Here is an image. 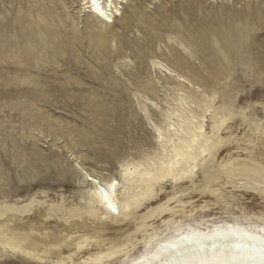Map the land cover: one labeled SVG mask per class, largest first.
Here are the masks:
<instances>
[{
	"label": "rangeland",
	"instance_id": "obj_1",
	"mask_svg": "<svg viewBox=\"0 0 264 264\" xmlns=\"http://www.w3.org/2000/svg\"><path fill=\"white\" fill-rule=\"evenodd\" d=\"M78 4L0 0V201L20 184L45 207L74 206L85 173L121 183L125 167L165 157L181 115H198L210 132L220 106L227 119L218 135L230 140L217 161L264 164V0H123L106 26ZM200 171L164 179L148 207L187 186V212L264 218V195L252 183L219 174L209 183L219 192L210 193ZM220 192L232 199L217 202Z\"/></svg>",
	"mask_w": 264,
	"mask_h": 264
},
{
	"label": "bare ground",
	"instance_id": "obj_2",
	"mask_svg": "<svg viewBox=\"0 0 264 264\" xmlns=\"http://www.w3.org/2000/svg\"><path fill=\"white\" fill-rule=\"evenodd\" d=\"M78 1L79 9L86 12L87 18L104 26L113 24L120 18L118 16L122 15L120 4L123 0ZM101 12L104 15H101ZM221 112V106L210 112L212 119L210 132L205 131L203 123L198 121V115L193 113L181 115L182 123H178L174 129V134L177 135H174L175 139L173 140V137L168 139L170 146L165 157L158 159L157 162L150 161L151 164L142 168H139L140 165L137 163L132 171H129L128 167H123L121 183L116 179L101 182L96 180L95 176L89 175L90 173H85L82 178L85 190L80 196V202L74 206L62 209L60 203L59 206L46 205V208L45 200L39 201L34 196L30 197L31 194H24L30 190V185L26 188L19 184L13 191L3 193V200L0 201V264H109L108 262L119 259L123 264H134V261H141L143 264V259L155 253L157 248L179 241L182 237L190 234L213 237L214 239L205 241L211 250V244L220 240L217 234L230 231L254 237L247 241L248 251L243 254L242 259L247 264H259V253L253 246H258L260 240L264 238L263 217L257 218L258 220L250 217L217 220L209 217L207 213H193L196 210V208L192 210L193 207L187 212L184 208L190 201H185L186 199L182 201L181 197L182 194H186V190L183 189L187 186L177 189L179 192L183 191L180 192L181 195L171 194L164 202L148 207L157 197L156 193L163 189L160 186L164 179L170 177L175 182L186 179L197 165L201 170L202 182L205 181L204 190L210 193L217 190L219 192V189L210 186L212 184L210 182L215 181L219 174H223L244 179L246 184L252 183L249 190L257 188L264 195V189H261L264 188V164L242 160L234 163L238 158L235 161L233 159L234 162L217 161L221 144L230 140V136L221 138L218 135L220 126L227 119ZM191 183L193 185V181ZM222 193H216V201L228 203L232 196ZM171 200L176 204L170 206ZM141 207L146 210L138 213ZM204 208L206 205L203 204L197 209L205 211ZM179 211L181 212L177 213ZM50 217H54L56 223L53 227L40 225L41 221ZM157 221L159 223L155 224ZM124 226L126 228H123ZM160 226H165L168 232L157 234ZM130 227L132 229H129ZM138 243L141 244V249L134 250Z\"/></svg>",
	"mask_w": 264,
	"mask_h": 264
},
{
	"label": "snow or ice",
	"instance_id": "obj_3",
	"mask_svg": "<svg viewBox=\"0 0 264 264\" xmlns=\"http://www.w3.org/2000/svg\"><path fill=\"white\" fill-rule=\"evenodd\" d=\"M100 14L104 15L103 12ZM217 235L220 240L211 244V250L205 241L212 240L213 237L190 234L157 248L155 253L143 259V264H153L154 261L155 264H247L242 256L248 251L247 241L254 237L235 231ZM253 249L258 250L259 264H264V238ZM134 264H141V261H134Z\"/></svg>",
	"mask_w": 264,
	"mask_h": 264
}]
</instances>
